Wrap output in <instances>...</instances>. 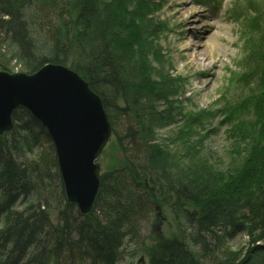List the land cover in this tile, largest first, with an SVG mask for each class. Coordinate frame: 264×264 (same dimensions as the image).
<instances>
[{
    "label": "rangeland",
    "instance_id": "374dc122",
    "mask_svg": "<svg viewBox=\"0 0 264 264\" xmlns=\"http://www.w3.org/2000/svg\"><path fill=\"white\" fill-rule=\"evenodd\" d=\"M41 1L49 3L53 0ZM66 1L70 0H63L64 4ZM92 1L96 10L100 9L99 19L89 18L84 12L80 16L81 8L76 6L77 0L68 3L74 9L70 18L63 16L60 29H68V37L74 40L68 43L66 51L52 45L48 32L41 28L44 24L39 19L40 15H36L35 23L28 17L37 11L35 5L29 3L28 9L23 11L16 5L12 6L11 11L27 28L24 35L27 36L28 46L23 41L21 44L14 33L8 39L1 37L0 63H5L7 72L12 75H32L47 65L62 66L76 72L88 84L89 89L101 100L112 127L109 142L97 160L101 177L106 173L121 171V166L125 165L118 137L123 136L128 125L134 126V114L137 113L135 119L138 120L140 131L147 136L150 133L148 137L155 140L153 145L161 147L163 160L157 173L163 185L151 176L141 184L147 194L156 197L155 208L138 221L135 238L124 242L123 256L118 264H149L150 251L159 237L187 241L188 246L198 253L199 247L194 243L197 239V223L195 218L189 219L188 214L197 212V207L188 203L183 196L179 198L171 194L170 190L179 191L181 185H190L186 195L200 202L209 198L202 192L208 186L209 193L214 194V197L229 200L230 203L226 202V207H230L227 211L233 213L240 209L239 202H250L248 194L255 191L253 185H258L254 183V176L264 181V84L260 70L264 64L261 67L256 56L253 57L258 51L256 48L260 49L262 45L255 46L264 34V0H186L190 7L198 8L213 18L211 23H219L222 29L227 28L225 36L234 42V45L219 44L225 53L218 58L221 59L220 69L214 82L215 91L210 98L199 93L201 85L196 70L189 66V57L180 54L182 45L177 36L179 27L171 16L173 10L169 8L170 0ZM13 3L23 6L17 1ZM130 44L131 49H128ZM106 50L109 51L106 61L111 62L119 79L132 85L126 91L123 89L126 95L119 93L114 97L108 93L103 98L74 70L77 67L84 71L91 67L99 69L101 63L96 57ZM42 60L46 61L39 70L33 72ZM136 90L141 91L137 94ZM137 96L139 104L136 105L137 109H128L131 114L127 123L120 113L123 107L130 106L125 103L126 98ZM108 101H116L120 112L108 107ZM20 108L27 109L20 106L13 111V126L0 135L2 143L10 145L11 140L14 141L12 136L7 135L19 127L14 121V113ZM18 138L11 145L15 148H9V152L14 153L19 164L34 160L39 150L31 152V144L24 145V140ZM143 163L135 164L148 166ZM58 172L66 191L59 166ZM51 179H47L49 186L54 185L50 189H58L54 173ZM55 192L52 194L55 195ZM260 194L261 191L254 196ZM222 203L224 205V201ZM22 207V204L17 206L18 210ZM238 215L239 211L235 217L240 221ZM51 218L57 223L56 212L51 213ZM2 226L3 219L0 221V231ZM222 231H226L225 238L212 245L214 249L201 260L203 264H211L215 260L214 255L222 253L217 249L236 252L239 255L237 264H264V252L258 251V247L264 248L263 240L255 245L249 243L251 238L248 234L240 231L236 233L233 226L221 228L219 237H223ZM206 239L211 241L210 245L213 244L211 237Z\"/></svg>",
    "mask_w": 264,
    "mask_h": 264
},
{
    "label": "trees",
    "instance_id": "16d2710c",
    "mask_svg": "<svg viewBox=\"0 0 264 264\" xmlns=\"http://www.w3.org/2000/svg\"><path fill=\"white\" fill-rule=\"evenodd\" d=\"M15 1L25 6L13 3ZM77 1L76 6L81 8L80 16L84 12L89 18L99 19L100 9L96 10L92 0ZM69 2L72 3V0ZM69 2L66 1L67 4H64L63 0H53L49 3L41 0L30 2L0 0V38L8 39V36L14 33L15 38H18L21 44L23 41V44L28 46L27 36L24 35L27 28L23 27L17 14L11 10L12 6H17L23 11L28 9L30 3L37 7L34 14L28 15L33 21L30 20L35 23L37 16L40 15L39 19L44 24L41 28L48 32L52 45L56 46V49L61 48L66 51L68 43L74 39L68 37V29L61 31L60 28L64 20L63 16L70 18V13L74 9L70 7ZM110 11L115 12L113 9ZM10 18L11 20L7 21ZM255 46H260V49L256 48L258 51L253 54V57L256 56L262 67L264 64V51L262 50L264 49V34L260 43ZM128 49H131V44ZM25 50L28 51L26 46ZM108 52L106 50L101 53L100 57H96L101 63L99 69L91 67L84 71L81 68V71L76 66L74 70L102 97L104 95L106 98L108 93L114 97L119 93L126 95L123 89L126 91L127 87L129 89L132 85L119 79L111 62L106 61L109 57ZM45 61H40L36 70L32 71L39 70L38 68ZM62 63L65 62L62 61ZM0 70H8V66L2 61ZM260 70L263 74V85L264 67ZM136 91L139 94L141 90ZM121 99L125 101L124 98ZM137 100L138 96L126 98L125 103H129L130 106L123 107L120 113L125 122L131 114L128 109L133 107L137 109L136 105L139 104ZM115 103L107 102L108 107L119 113ZM134 115L138 117L137 113ZM135 117H133L134 126L128 125L123 136H117L118 144L125 156V165L121 166V171L116 170L101 177L102 186L94 209L89 214L83 215L76 204L67 199L64 184L58 172L56 152L45 129L27 109L20 108L14 113V121L19 124V127L7 135L12 136L14 141L11 140L10 145L7 142L2 143L0 136V221L3 219L0 231V264H118L121 261L124 242L135 238L138 221L142 220L146 214L153 212L157 202L153 194L146 193L141 185L142 181L151 176L153 180L157 178L158 182L163 185L160 174L157 173L160 169V162L163 160L161 147L153 145L155 140L148 137L150 133L147 136L140 131L137 125L138 120ZM17 138L24 140V145L31 144V152L39 150L34 160L19 164L14 158V153L9 152V148H15L11 145ZM28 140L30 142H26ZM135 163L148 166L142 167ZM53 173L58 189H50L54 185L49 186L47 181V179L52 180L51 174ZM256 176H254L256 180L254 183L258 185H253L256 192L251 191L248 194L250 202L242 204L239 202L240 209L234 210L233 213L227 211L230 207L229 205L226 207V202L230 203L229 200L225 198L219 200L214 197V194L209 193L208 186H205L206 189L202 192H205L209 198L200 202L186 195L185 192L188 191L190 185H181L179 191L170 190L171 194H176L179 198L183 196L188 203L197 207V212L188 214L189 219L195 218L197 223V239L194 243L199 247V251L198 253L193 251L187 241L159 237L150 251L149 264H203L201 260L214 249L212 245L214 246L216 242H221L225 238L226 231H222L223 237L219 235L221 228L227 226H233L236 233L246 232L251 238L249 243L255 245L259 241H264V181ZM153 186L160 188L159 185L154 184ZM54 191H56L55 195L52 194ZM259 191H261L260 196L255 197L254 194ZM204 201L206 203L203 205ZM21 204L23 207L18 210L17 206ZM238 211L240 221L235 217ZM52 212L57 213V223L51 218ZM207 237L212 238L213 244L210 245L211 241L206 239ZM217 250L222 253L214 255L215 260L211 264H237L239 255L236 252ZM258 251L259 253L264 252V248L258 247Z\"/></svg>",
    "mask_w": 264,
    "mask_h": 264
},
{
    "label": "water",
    "instance_id": "95a60500",
    "mask_svg": "<svg viewBox=\"0 0 264 264\" xmlns=\"http://www.w3.org/2000/svg\"><path fill=\"white\" fill-rule=\"evenodd\" d=\"M26 107L53 142L67 199L90 213L101 186L97 163L112 127L101 100L78 74L45 66L32 75L0 71V135L12 128L11 115Z\"/></svg>",
    "mask_w": 264,
    "mask_h": 264
},
{
    "label": "bare ground",
    "instance_id": "6f19581e",
    "mask_svg": "<svg viewBox=\"0 0 264 264\" xmlns=\"http://www.w3.org/2000/svg\"><path fill=\"white\" fill-rule=\"evenodd\" d=\"M169 8L173 10L172 18L178 22L177 36L182 45L180 54L189 57V66L196 70L201 85L199 93L210 98L220 69L221 59L218 58L225 53L219 44L234 45V42L225 36L227 28L211 23L213 18L198 8L190 7L186 0H170Z\"/></svg>",
    "mask_w": 264,
    "mask_h": 264
}]
</instances>
